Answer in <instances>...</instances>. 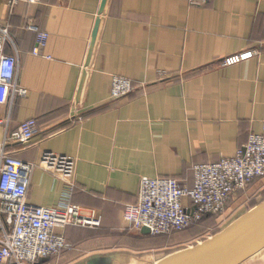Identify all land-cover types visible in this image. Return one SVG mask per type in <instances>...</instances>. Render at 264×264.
<instances>
[{
	"label": "crops",
	"instance_id": "1",
	"mask_svg": "<svg viewBox=\"0 0 264 264\" xmlns=\"http://www.w3.org/2000/svg\"><path fill=\"white\" fill-rule=\"evenodd\" d=\"M103 2L0 0V23L9 31L4 52L17 57L18 85L28 91L0 105V146L37 120L32 141L7 148L35 166L28 203H69L102 218L99 228L58 230L71 248L41 264H156L178 252L151 261L117 240L130 230L124 210L137 203L142 178L192 186L195 166L232 158L263 131L264 0H107L93 42ZM28 26L49 35L42 56L33 54L37 34ZM246 50L257 56L223 66L225 57ZM117 76L134 82L130 97L111 99ZM45 151L76 160L73 192L39 167ZM257 193L264 195V179L233 203L243 206ZM263 253L244 264H264Z\"/></svg>",
	"mask_w": 264,
	"mask_h": 264
},
{
	"label": "built area",
	"instance_id": "2",
	"mask_svg": "<svg viewBox=\"0 0 264 264\" xmlns=\"http://www.w3.org/2000/svg\"><path fill=\"white\" fill-rule=\"evenodd\" d=\"M16 1V0H15ZM29 5L41 0H22ZM205 5L209 0H189ZM35 56H42L49 35L35 26ZM9 31L0 23V105L10 104L28 91L18 85V60L4 52ZM255 50L229 55L222 60L232 67L253 60ZM49 58V57H48ZM136 90L129 78L112 79L110 97L121 100ZM78 120H82L81 116ZM261 134H252L232 158L194 167V181L187 186L174 178L144 177L138 201L125 207L123 219L128 228L141 233L147 228L151 236H172L186 231L208 218H220L240 194L264 179V123ZM39 134L35 119L22 123L0 146V264H41L62 256L71 248L58 230L67 228L95 229L102 218L95 212L84 214L78 205L38 207L27 201L31 175L35 168L11 154L7 148L19 142H30ZM77 162L73 157L45 151L39 167L70 187L75 188Z\"/></svg>",
	"mask_w": 264,
	"mask_h": 264
},
{
	"label": "water",
	"instance_id": "3",
	"mask_svg": "<svg viewBox=\"0 0 264 264\" xmlns=\"http://www.w3.org/2000/svg\"><path fill=\"white\" fill-rule=\"evenodd\" d=\"M107 0H104L93 42L101 22ZM90 61V60H89ZM89 61L86 67L89 65ZM86 72L78 89L77 101L82 92ZM141 234L149 235L147 228ZM264 250V201L238 218L230 226L209 239L176 253L170 254L156 264H244Z\"/></svg>",
	"mask_w": 264,
	"mask_h": 264
},
{
	"label": "rangeland",
	"instance_id": "4",
	"mask_svg": "<svg viewBox=\"0 0 264 264\" xmlns=\"http://www.w3.org/2000/svg\"><path fill=\"white\" fill-rule=\"evenodd\" d=\"M262 201H264V195L257 193L253 197L245 200L243 206L238 207L235 206L234 203L230 204L220 218H212V220H207L201 224L194 225L190 229L172 236L156 237L149 235V238L154 239L155 243L145 242L144 244V242L136 241V237L134 236H137V234L140 233L135 234V232L126 229L125 231H122L119 236L117 235L119 238L117 240L123 244L127 243V246L125 247H128V249H135L140 253V255L150 258L151 261H155L167 254L185 249V247L195 243V241L203 242L210 237H213L214 235L225 230L238 218L260 204ZM154 246H157L158 250H153ZM262 255H264V253Z\"/></svg>",
	"mask_w": 264,
	"mask_h": 264
},
{
	"label": "trees",
	"instance_id": "5",
	"mask_svg": "<svg viewBox=\"0 0 264 264\" xmlns=\"http://www.w3.org/2000/svg\"><path fill=\"white\" fill-rule=\"evenodd\" d=\"M207 220H212V218L210 219V218H208V219H206L205 221H207ZM205 221H203V222H205ZM203 222H201V223H203ZM201 223H199V224H201ZM198 225V224H197Z\"/></svg>",
	"mask_w": 264,
	"mask_h": 264
}]
</instances>
